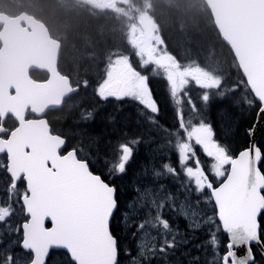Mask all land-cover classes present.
Masks as SVG:
<instances>
[{"label":"snow or ice","instance_id":"snow-or-ice-1","mask_svg":"<svg viewBox=\"0 0 264 264\" xmlns=\"http://www.w3.org/2000/svg\"><path fill=\"white\" fill-rule=\"evenodd\" d=\"M57 2L114 21L119 42L104 57L97 105L81 110L68 132L48 114L66 119L90 82L59 69L61 41L54 65L42 69L46 80L29 68L30 83L0 82V264H264V0H163L168 11L159 16L156 0ZM192 10L212 33L219 72L167 50V18ZM154 78L165 82L170 124ZM109 103L115 113L105 114L103 131H91ZM126 104L135 135L127 120L120 127ZM234 109L246 114L243 124L224 123ZM110 126V135L119 129L115 142L105 136ZM241 131L244 147L233 150L226 141Z\"/></svg>","mask_w":264,"mask_h":264},{"label":"trees","instance_id":"trees-1","mask_svg":"<svg viewBox=\"0 0 264 264\" xmlns=\"http://www.w3.org/2000/svg\"><path fill=\"white\" fill-rule=\"evenodd\" d=\"M14 1L20 2V0ZM53 1L54 0H39L38 4H40L42 8L41 11L43 15L41 16L44 18L43 20L47 21V23H53V25L56 27L58 25L60 30L65 29L66 33L69 34V36L72 38L73 53L71 55V58H65L68 61L65 70L71 73V76H73L74 74H76V76L80 75L81 72L89 81L94 80L98 76L97 72L100 68V61L105 53V50L112 49L116 43L112 42V40H108V38L106 37V40H104L103 38L105 36L104 34H106L105 31L108 27L111 26L109 24L114 25L115 22L101 18L98 19L100 23L93 24L90 21V10L87 7H78L73 3L69 5L71 7L67 10H59V3L57 2V0H55L54 2ZM156 2L158 5V16L160 15L161 10L168 11L164 8L163 0H156ZM138 3H142V0H138ZM82 13H84L88 18L85 15H82ZM178 18L182 19L185 24V27L183 29L179 28V30H181L180 33L172 36L168 33V31H163L168 51L174 54L175 57H177L178 60L183 64L198 63L200 66L205 67V69L207 70L219 72L220 69L218 67L217 60L214 59L212 55V47L214 44V40H212L211 38L212 33L210 29H208L207 26L201 21L199 14L195 10H192L182 17H180L178 13H173L170 17L167 18L166 22L168 25H175V23H177L178 21ZM162 23H165L163 19ZM113 25L110 28H112ZM101 27L104 29L103 33H101L100 31ZM173 28H176V26H174ZM173 30L175 31L176 29ZM114 38L117 39V36H115ZM215 54L216 57L222 60V57H220V49L218 45L216 46ZM85 57L87 58V60L83 61L82 59H84ZM81 64V70L79 68H76ZM160 84L164 85L165 82H160ZM157 87L159 86L157 85L155 88H153L155 94H157ZM192 90L196 92V94L193 95V99L196 100L199 104L200 101L197 99L198 90L196 88H192ZM87 91L91 92L90 90ZM164 94L166 97L165 92ZM88 101L90 103H87V101H85L87 104L84 105L86 107H89V109H91L98 103L97 98H94V100L92 101L91 99H88ZM100 103L102 104V102ZM216 107L218 106L213 107V116H215ZM162 108V121L168 124L172 123L173 115L171 109L167 106V103L165 106L162 103ZM184 111L187 115L188 109L185 108ZM64 112L65 114H67V118L57 120V128L68 132L69 129H73L75 127V121L78 117L79 111L75 108L71 111L70 114H68L69 111ZM106 113H115L114 105L112 103L100 107V117L97 119L96 124L93 126V128L90 129L91 131L104 130V116ZM129 115H131L132 117L131 120H128ZM245 119L246 114L234 109L231 111L230 115L226 117L224 123L227 124L229 121H239L240 124H243ZM126 120L128 121L126 130L129 131L130 135H135L138 129L134 122L135 110L134 108H132V106H124V112L121 115L120 127L125 126ZM214 123L217 125L218 134H220L222 124L219 117L215 118ZM110 133L111 126L108 128V132L105 133V136L106 139H111L113 142H115V138L120 134L119 129L114 135H110ZM258 140L260 143H264V134L258 137ZM226 142L233 148V150H239L243 148L245 144L243 131H241L239 135L230 137ZM101 148L106 149L110 153V147H106V144L103 142L101 143ZM145 151L146 149L144 147H141L140 157L138 160L139 163H137V165H140V162L143 161L142 158L144 157ZM125 183H127V181H125ZM182 225L183 221H181L180 223V226ZM127 243H129V241Z\"/></svg>","mask_w":264,"mask_h":264},{"label":"rangeland","instance_id":"rangeland-1","mask_svg":"<svg viewBox=\"0 0 264 264\" xmlns=\"http://www.w3.org/2000/svg\"><path fill=\"white\" fill-rule=\"evenodd\" d=\"M38 1L39 0H20V3H21V5L23 7H28V8L33 9L34 13L37 14L38 16H40V15H43V14H42V11H41L42 8H41L40 4H38ZM118 2H119V0H118ZM58 6H59L58 7L59 10H63V9L67 10V9H69L71 7V6H61L60 4H58ZM82 15H85V14L82 13ZM90 21L93 24L100 23V21L96 17H94V16H91V20ZM50 24L52 25L53 29L60 34V37L62 38L63 45H64V51H63L64 57L65 58H69V57L71 58V55L73 53V51H72L73 50V46H72L73 41H72V38L69 36V34L66 33V31H65L64 28H63L64 30H60V28L58 27V25L56 27V26L53 25V23H50ZM109 25L112 26L113 24H109ZM174 26H176V28H173ZM110 27H108L107 30L105 31L106 34H104L105 36L103 38H104V40H106V38H108V40H112V42H116L115 45H114V47H116L117 43L119 42V36H118V34L115 35L112 32V28L113 27L112 28H110ZM179 28H180V26L178 24H176V23H175V25L174 24L168 25L167 22H166L165 23V27H164V29H165L164 31H168V33L173 36V35H177V33H180L181 32V30H179ZM173 29H176V30L174 31ZM115 36H117V39L114 38ZM123 48H124L125 51H129V49H127V46L126 45H124ZM107 51L108 50H105V53H104L103 57L101 58L100 65H99L100 68H99V70L97 72L98 73V76L94 80H92V81L90 80L89 81L86 77H84L85 75L82 74L81 72H80V75H78L79 78H75V79H80L81 81H82V79H87L90 82V87H88L87 89H83L82 88L81 91H80V93L84 92L85 90L86 91L83 93V95L79 99H77L75 101V103L78 105V107L76 108V110H78L79 112L81 110H83V109H89V107H86L84 105V104L90 103L88 101V99H91V101H92V100H94V98H96L95 95H94V86H95L97 80L103 75L104 57H105ZM135 59L136 58L133 57V62H135ZM82 60L85 61V60H87V58L85 57ZM76 68H79L81 70L82 69V64L79 65ZM157 79H158V84L157 85L162 89V85L160 84V82H164V80L163 79H160V78H157ZM87 90H90L91 92H89ZM191 92H192V96L196 94V92L193 91L192 89H191ZM162 95L164 96V94H162ZM85 101H87V103ZM164 105H166V104H164ZM126 106H132V105L126 104ZM132 107L134 108V106H132ZM142 159H144V157ZM142 162L143 161H141L140 163H142ZM138 163H139V161H138ZM98 168L101 169L100 168V165H99ZM132 168L133 169H138L139 168V165L134 164V165H132ZM130 176H131V173H130ZM131 195H132V193L130 191H128V192H122L123 199H128V198L131 197ZM181 227H183V226H181ZM7 239L8 238L5 237V243H7ZM129 243H131V242L129 241ZM15 250L16 251H19L18 248L15 249Z\"/></svg>","mask_w":264,"mask_h":264},{"label":"water","instance_id":"water-1","mask_svg":"<svg viewBox=\"0 0 264 264\" xmlns=\"http://www.w3.org/2000/svg\"><path fill=\"white\" fill-rule=\"evenodd\" d=\"M36 29H38V28H36ZM39 31H40V29H39ZM36 33L37 32H35L34 35H32V33L30 35L24 33V34H20V36H23V38H25V40L28 39L30 42H32V45H34L35 47L37 45H38V47H40V46L43 47L44 38H42V36L40 34V33H43L42 29H41L39 34H36ZM57 48H58V45L55 46V51L52 52V54L47 53L48 62H46V68H49V67L54 65ZM43 52H46V50L43 49ZM16 60H17V58L15 59V61ZM2 65L3 64H1V61H0V82H2L4 86H12V85L20 83V82L30 83L27 81L28 68H21V67H17V66L14 68H11L9 65H6L5 67Z\"/></svg>","mask_w":264,"mask_h":264},{"label":"flooded vegetation","instance_id":"flooded-vegetation-1","mask_svg":"<svg viewBox=\"0 0 264 264\" xmlns=\"http://www.w3.org/2000/svg\"><path fill=\"white\" fill-rule=\"evenodd\" d=\"M22 11L23 10L21 8V5L18 2L14 1V0H0V14L1 15L3 14L5 16H8V18H15V17L19 16L21 13H23ZM13 23L14 22L8 21L7 19L3 22H0V33L2 31H6L8 29H11V27L14 28L13 26H16V28L19 27L18 24L14 25ZM30 29H32V28H30ZM51 32H50V34L53 36L55 31L51 30ZM0 42L3 43V40L0 39ZM1 48L2 47H0V49ZM66 63H67L66 60H63L62 58H60L59 65H61V64L64 65ZM30 73H31L30 75L34 79H36L37 81H43V80H46L48 78V75L46 73L40 72L38 70H32ZM55 114H56V112H49L48 117L53 116Z\"/></svg>","mask_w":264,"mask_h":264}]
</instances>
